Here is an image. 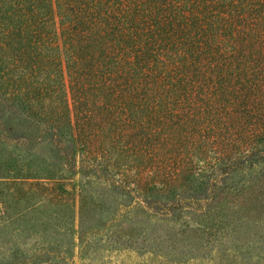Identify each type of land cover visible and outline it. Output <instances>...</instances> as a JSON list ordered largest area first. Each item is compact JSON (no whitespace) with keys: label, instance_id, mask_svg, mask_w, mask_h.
Listing matches in <instances>:
<instances>
[{"label":"trees","instance_id":"trees-1","mask_svg":"<svg viewBox=\"0 0 264 264\" xmlns=\"http://www.w3.org/2000/svg\"><path fill=\"white\" fill-rule=\"evenodd\" d=\"M0 114L67 141L63 159L83 154L82 172L129 195L112 222L135 208L184 225L200 216L221 231L219 197L247 198L255 176L240 179L264 176V0H0ZM124 159L134 172L121 184L109 176ZM52 190L71 194L64 182ZM78 190L83 260L101 230L84 227L95 198ZM30 251L4 264L75 262L54 260V247ZM225 254L218 264H239L238 248Z\"/></svg>","mask_w":264,"mask_h":264},{"label":"rangeland","instance_id":"rangeland-1","mask_svg":"<svg viewBox=\"0 0 264 264\" xmlns=\"http://www.w3.org/2000/svg\"><path fill=\"white\" fill-rule=\"evenodd\" d=\"M0 123V264L6 263L13 251L18 250L17 254L23 257L22 251L31 253V249L43 246L58 248L59 254L52 255L53 259L64 258V263L74 260L72 264H159L150 253L156 249L171 253L181 263L218 264L226 256L225 249L236 248L237 263L264 264L263 174L255 172L240 177L244 182L255 176L252 182L257 191L247 198L234 193L219 197L220 204L212 218L220 220L222 205L227 222L221 231L210 230L207 219L200 216L195 220L192 217L184 225L180 221L154 219L135 208L112 222L134 200L107 187L104 174L82 172L86 156L79 154L74 162H68L62 158L63 148L70 146L67 141L58 146L45 137L41 127L10 116ZM128 161L124 159L114 170L110 168L113 173L109 178L126 184V173L134 172L128 168ZM53 169L64 174V178L58 177L56 181L66 183L71 194L52 190L57 183L41 179L45 173L35 175L37 171ZM82 185L95 198L94 204L88 200L91 206L85 210L84 227L95 233L101 230V235L91 240L100 241L96 251H92L91 243V250L79 260L82 246L78 232L82 226L78 188ZM106 224L113 229L105 232ZM241 254L251 260H245Z\"/></svg>","mask_w":264,"mask_h":264}]
</instances>
